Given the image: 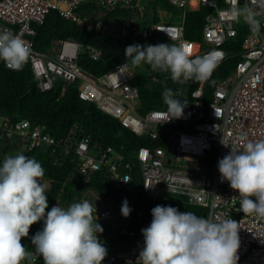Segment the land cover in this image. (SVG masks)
I'll return each mask as SVG.
<instances>
[{
  "label": "built area",
  "instance_id": "built-area-1",
  "mask_svg": "<svg viewBox=\"0 0 264 264\" xmlns=\"http://www.w3.org/2000/svg\"><path fill=\"white\" fill-rule=\"evenodd\" d=\"M166 1L181 10L177 23L172 22L175 16L169 10L155 6L157 0H0V31L9 29L28 43L32 51L28 62L41 92L53 90L59 79L66 85H77L81 101L94 104L131 134L147 138L151 146L140 147L127 157L123 146L103 148L99 143L92 146L89 136L78 138L85 132L79 124L65 138L56 139L45 133L44 126L29 120L4 122L0 139L10 143L13 152L15 148L30 152L51 147L55 154V147L66 150L75 147V171L88 182L92 174L103 171L118 189L130 191L128 185L136 180L135 186H140L138 192L142 191L150 199L177 194L186 197L190 205L205 209L207 217L217 222L233 219L239 223L238 264H264V219L239 211L240 194L227 181H221L218 170V162L231 148L243 151L246 142L264 140V0H248L261 21L258 35L251 33L242 18L232 14L246 0ZM87 4L92 8H80ZM203 7L213 12L206 17L202 39L189 40L185 37L187 14ZM52 11L82 30L115 36L122 42L183 44L191 57L215 50L221 55L217 57L211 80L231 58V50L225 48L228 41L243 35L242 47L232 55L238 58L234 69L226 78L216 80L209 99L206 94L211 80L176 83L169 73L157 71V75L164 76L160 75L168 88L179 92L178 98L186 101L188 108L180 119L164 108L144 114L139 89L133 84L141 72L138 68H122L125 63H120L104 74L93 75L80 65V58L86 55L98 62L103 59V51L73 38L54 41L44 52L35 49L34 26L43 25ZM166 17L169 22L165 21ZM149 75L153 82L160 81L157 75ZM222 138L228 147L221 143ZM213 156L214 169L210 170ZM184 157H196L202 162L180 165ZM43 183L49 186L51 181L43 180ZM81 200L96 206L97 222L110 223L114 212L103 196L83 191L75 202ZM139 219V229L123 231L130 244L117 253H110L103 264H137L144 248L141 230L152 222L140 215ZM40 262L44 264L42 257L36 264Z\"/></svg>",
  "mask_w": 264,
  "mask_h": 264
},
{
  "label": "clouds",
  "instance_id": "clouds-1",
  "mask_svg": "<svg viewBox=\"0 0 264 264\" xmlns=\"http://www.w3.org/2000/svg\"><path fill=\"white\" fill-rule=\"evenodd\" d=\"M232 14L242 18L253 35L259 34L261 21L248 0ZM31 55L30 46L19 35L9 29L0 31V62L6 68L22 70ZM124 55L128 63L122 68L147 64L153 72L169 73L173 82L185 83L210 81L221 54L213 50L191 57L183 44L135 43L126 46ZM162 97L172 116L182 118L187 102L178 98L179 92L165 88ZM221 143L228 147L225 138ZM218 170L221 181L240 194L239 211L264 219V140L246 142L243 151L231 148L218 162ZM44 176L42 164L23 153L8 154L0 163V264H36L39 257L44 264H103L108 249L98 235L104 230L97 222L96 206L81 200L47 211ZM121 212L126 218L131 213L126 200ZM152 217L150 226L141 230L144 248L137 264H238L239 223L235 220L217 222L163 205L152 209ZM40 221L44 227L32 237L34 251H29L21 241Z\"/></svg>",
  "mask_w": 264,
  "mask_h": 264
},
{
  "label": "trees",
  "instance_id": "trees-1",
  "mask_svg": "<svg viewBox=\"0 0 264 264\" xmlns=\"http://www.w3.org/2000/svg\"><path fill=\"white\" fill-rule=\"evenodd\" d=\"M155 6L163 7L169 11L174 8L166 0H157ZM80 8L89 10L92 6L87 4ZM212 12V9L204 7L198 11L189 12L186 18L185 37L189 40H201L206 17ZM117 13L123 12L117 11ZM155 21H159V18L155 17ZM34 28L37 34L32 37V41L35 44V49L40 52L50 49L54 41L68 38H73L83 45L101 49L103 59L98 62L90 60L86 55H82L80 58V65L96 76L112 70L120 63H128L124 50L126 46L135 44L129 41L122 42L115 36L82 30L76 24L61 17L57 11H52L43 25L34 26ZM242 41L243 35H239L237 38L229 40L225 48L231 50L232 55L237 54L241 50ZM232 55L211 81L216 82L218 79L226 78L229 72L234 69L238 58ZM136 68H140L141 72L136 75L133 84L138 87L140 92L141 112L146 114L153 109H168L162 97L164 89L168 88L161 77L163 75H157V72H153L147 64ZM149 73L157 75L160 81L153 82ZM213 85L211 82L206 99L210 98ZM187 108L188 106L184 110ZM24 120L44 126L45 133L56 139L65 138L73 126L79 124L85 129V132L78 138L89 136L92 146L99 143L103 148L109 146L121 148L123 146L127 157L132 156L134 150H138L140 147L151 146L147 138L134 136L124 129L117 120L105 115L94 104L81 101L77 85H66L59 81L53 90L41 92L35 82L29 62L20 71L10 70L5 67L3 62H0V127L4 122L17 123ZM55 148L57 149L55 154L51 147L20 152L30 158L37 159L45 169L43 180L51 181L46 187L49 204L47 211L58 204L61 207H68L83 191H94L103 196L109 205L112 202L111 206L115 214L122 213L121 208L125 200L131 208L127 229L126 226L115 228L110 223L98 222L104 230L102 234L98 235L100 241L108 249V255L117 253L130 244L128 236L123 231L139 229V215L146 220H152V209L157 205L172 206L180 212L190 211L197 216L207 217L205 209L190 205L187 198L181 195L167 193L153 200L145 196L142 191L134 194L124 189H118L103 171L92 174L88 182L85 176H81L75 171V147H70L68 150L61 147ZM13 151L14 148L10 143L0 139V163L6 155L13 154ZM43 227V221L34 224L30 228L29 236L23 238L21 243L27 249H34L32 237L42 231Z\"/></svg>",
  "mask_w": 264,
  "mask_h": 264
},
{
  "label": "rangeland",
  "instance_id": "rangeland-1",
  "mask_svg": "<svg viewBox=\"0 0 264 264\" xmlns=\"http://www.w3.org/2000/svg\"><path fill=\"white\" fill-rule=\"evenodd\" d=\"M170 12L175 16V20L172 21V22L177 23L180 20V17H181V14H182L181 13V10H179L178 8H175L174 7V8H172L170 10ZM165 21L166 22H169L170 20L168 19V17H166L165 18ZM139 71H140V68H139ZM59 81H61V80L60 79L57 80V82H59ZM15 151L16 152H20L19 148H15ZM16 152L15 153L13 152V154H16ZM197 162L200 164V162H202V161L199 158H196V157H184L179 162V164L180 165H186V166H193V165L197 164ZM214 163H215V156H213L211 162L209 163V166L208 167H209L210 170H213L214 169ZM111 204H112V202H111ZM111 204H110V206H111ZM111 208H112V206H111ZM109 222L115 228H120V227L126 226L125 228L127 229V226L129 225V217H127V218L124 217L122 215V213L121 214H115L114 213L112 215V220H110Z\"/></svg>",
  "mask_w": 264,
  "mask_h": 264
},
{
  "label": "water",
  "instance_id": "water-1",
  "mask_svg": "<svg viewBox=\"0 0 264 264\" xmlns=\"http://www.w3.org/2000/svg\"><path fill=\"white\" fill-rule=\"evenodd\" d=\"M135 184H136V180H133V181L128 185L129 190H130L132 193H134V194H136V193L138 192L139 187H140L138 184L135 186Z\"/></svg>",
  "mask_w": 264,
  "mask_h": 264
}]
</instances>
